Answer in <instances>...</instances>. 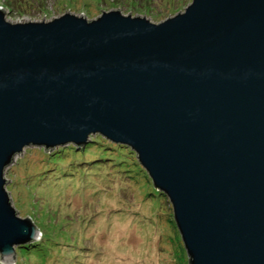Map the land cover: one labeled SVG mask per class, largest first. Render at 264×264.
Masks as SVG:
<instances>
[{"label":"water","instance_id":"obj_1","mask_svg":"<svg viewBox=\"0 0 264 264\" xmlns=\"http://www.w3.org/2000/svg\"><path fill=\"white\" fill-rule=\"evenodd\" d=\"M5 12L1 257L40 238L12 203L6 167L26 146L100 135L137 153L191 264H264V0H192L159 23L113 7L93 19Z\"/></svg>","mask_w":264,"mask_h":264},{"label":"rangeland","instance_id":"obj_2","mask_svg":"<svg viewBox=\"0 0 264 264\" xmlns=\"http://www.w3.org/2000/svg\"><path fill=\"white\" fill-rule=\"evenodd\" d=\"M192 0H0L12 22L66 11L93 19L112 7L159 23ZM70 8V9H69ZM18 214L40 231L0 264H191L169 199L135 151L100 135L80 147L26 146L5 169Z\"/></svg>","mask_w":264,"mask_h":264},{"label":"clouds","instance_id":"obj_3","mask_svg":"<svg viewBox=\"0 0 264 264\" xmlns=\"http://www.w3.org/2000/svg\"><path fill=\"white\" fill-rule=\"evenodd\" d=\"M23 231H24L25 233H27V232H28V229L25 228V229H23ZM36 234H37V230H36V228L34 227V228L32 229V233H31L32 238H35V237H36ZM10 254H11V251H6V252L4 253V255H5L6 257L9 256Z\"/></svg>","mask_w":264,"mask_h":264},{"label":"trees","instance_id":"obj_4","mask_svg":"<svg viewBox=\"0 0 264 264\" xmlns=\"http://www.w3.org/2000/svg\"><path fill=\"white\" fill-rule=\"evenodd\" d=\"M109 141V140H108ZM109 143H111V144H113L114 146H124V145H121V144H116V143H113V142H111V141H109Z\"/></svg>","mask_w":264,"mask_h":264}]
</instances>
